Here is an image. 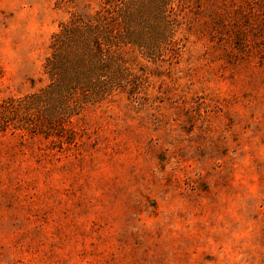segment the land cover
<instances>
[{"label":"rangeland","instance_id":"obj_1","mask_svg":"<svg viewBox=\"0 0 264 264\" xmlns=\"http://www.w3.org/2000/svg\"><path fill=\"white\" fill-rule=\"evenodd\" d=\"M95 6L0 0V101ZM181 13L161 57L128 48L140 93L86 108L72 143L0 131V264H264V0Z\"/></svg>","mask_w":264,"mask_h":264},{"label":"trees","instance_id":"obj_2","mask_svg":"<svg viewBox=\"0 0 264 264\" xmlns=\"http://www.w3.org/2000/svg\"><path fill=\"white\" fill-rule=\"evenodd\" d=\"M182 0H96L72 12L52 33L44 79L0 101V131L13 124L31 134L72 143L68 125L91 105L140 93L128 48L156 60L174 45ZM143 73L144 78H148Z\"/></svg>","mask_w":264,"mask_h":264}]
</instances>
